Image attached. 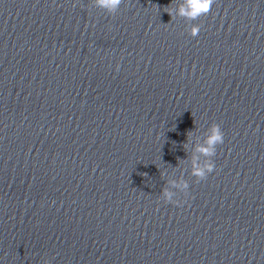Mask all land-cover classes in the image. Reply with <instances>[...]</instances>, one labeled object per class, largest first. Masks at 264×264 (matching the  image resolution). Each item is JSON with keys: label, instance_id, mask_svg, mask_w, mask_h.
<instances>
[{"label": "clouds", "instance_id": "9594fccd", "mask_svg": "<svg viewBox=\"0 0 264 264\" xmlns=\"http://www.w3.org/2000/svg\"><path fill=\"white\" fill-rule=\"evenodd\" d=\"M101 7L106 8L109 12H115L121 5L122 0H98ZM215 0H186L187 7L181 6L179 14L186 16L190 19H197L201 15H207L212 8ZM167 7V6H165ZM171 16V12H169ZM200 33V26H193L190 35L192 37L198 36ZM224 142V133L217 123H213L210 128V135L206 140V146H201L198 151L206 157H211L216 154V147ZM215 168L214 162L209 161L203 166L197 165L193 170V175L198 177L199 180L206 179L207 175L213 172ZM187 187V184L182 185ZM166 199L171 203H179V201H172V194L165 192Z\"/></svg>", "mask_w": 264, "mask_h": 264}]
</instances>
